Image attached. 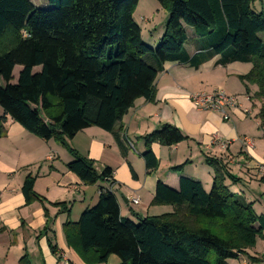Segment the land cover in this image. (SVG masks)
I'll use <instances>...</instances> for the list:
<instances>
[{
    "label": "trees",
    "instance_id": "16d2710c",
    "mask_svg": "<svg viewBox=\"0 0 264 264\" xmlns=\"http://www.w3.org/2000/svg\"><path fill=\"white\" fill-rule=\"evenodd\" d=\"M139 1L47 0L49 7L38 8L30 0H0V139L10 117L36 137L60 142L74 157L68 170L91 186L112 182L113 170L100 172L66 141L97 127L113 134L125 152L119 125L138 99H153L166 63L198 69L217 55L221 66L251 64L241 80L256 85V98L264 100V10L253 9L264 0H156L168 20L155 50L134 18ZM186 27L201 43L194 55L185 48ZM258 117L264 129V107ZM141 139L151 172L159 166L153 144L174 146L187 137L166 125ZM207 164L214 171L210 191L185 176L179 191L160 182L152 205L172 211L137 224L121 216L113 190L102 189L78 222L65 223L68 247L85 264H105L112 255L121 264H229L247 254L264 237V216L229 189L220 163L208 158ZM34 185L28 176L26 204H44Z\"/></svg>",
    "mask_w": 264,
    "mask_h": 264
},
{
    "label": "crops",
    "instance_id": "0c3cea01",
    "mask_svg": "<svg viewBox=\"0 0 264 264\" xmlns=\"http://www.w3.org/2000/svg\"><path fill=\"white\" fill-rule=\"evenodd\" d=\"M186 30L189 41L185 48L194 55L201 43L192 28ZM219 59L216 55L198 69L166 63L157 78L153 99H138L119 125L125 152L113 134L97 127L66 141L74 151L94 160L100 172L111 168L112 182L85 185L68 170L74 157L65 146L36 137L8 117L0 139V264H85L68 247L64 225L78 222L86 209L94 207L102 189H112L121 216L137 224L146 217L172 211L170 206L152 205L160 182L179 191L185 176L200 181L210 191L214 171L207 164L208 158L224 168L229 189L251 203L257 215L264 216V129L258 117L264 100H257L256 85L241 80L251 71V64L221 66ZM213 89L252 96L251 102L241 101L249 113L237 110L225 121L221 114L195 108L189 94ZM166 125L180 130L187 140L174 146L153 144L159 166L148 172L142 158L146 146L141 138ZM215 136L226 147L213 144ZM182 165V172L172 171ZM28 176L35 178L34 191L45 199L44 204H26L22 189ZM133 199L140 204L135 205ZM59 203L65 206L54 205ZM23 258L26 260L21 262ZM105 264H121V260L112 255ZM229 264H264V237Z\"/></svg>",
    "mask_w": 264,
    "mask_h": 264
},
{
    "label": "rangeland",
    "instance_id": "374dc122",
    "mask_svg": "<svg viewBox=\"0 0 264 264\" xmlns=\"http://www.w3.org/2000/svg\"><path fill=\"white\" fill-rule=\"evenodd\" d=\"M30 1L32 2V4H34L35 7H38V8L49 7L47 0H30ZM253 9L256 13H261L264 10V5L262 7V3L260 1H258L255 4ZM134 18H135V21L137 22V24L143 29L144 43L147 46H149L150 48L155 50L158 47L159 40L161 39L162 35L164 34L165 26H166V23L168 20V14L166 13V11L162 8V6L156 0H140L138 7L135 11V14H134ZM20 69H21L20 67H17V70L14 72L15 80L13 81V83L17 82ZM38 70L39 69H35V71H38ZM215 90L224 91L223 89H213L210 91L195 92V94L202 93L204 95L206 93H211ZM193 93H191V94H193ZM245 94L246 93H244L243 95H245ZM228 95L241 97V101L243 99L246 100V96H239V95H232V94H228ZM248 98L250 99L249 101L251 102L252 96H249ZM257 100H259V99L257 98ZM259 101H261V100H259ZM195 108H197V107H195ZM198 110L206 111L203 109H198ZM237 110H239V111L244 110L242 108L241 103H240V107L238 109L231 111V112H235ZM207 112H213V111H207ZM243 112L245 114L249 113L248 110H244ZM214 113H217V112H214ZM218 114H221V113H218ZM133 200H138V199H133ZM139 204H140V201H139Z\"/></svg>",
    "mask_w": 264,
    "mask_h": 264
},
{
    "label": "built area",
    "instance_id": "2783aa9c",
    "mask_svg": "<svg viewBox=\"0 0 264 264\" xmlns=\"http://www.w3.org/2000/svg\"><path fill=\"white\" fill-rule=\"evenodd\" d=\"M189 98L194 106L198 109L221 113L225 121H229L231 119L230 112L238 109L241 103V97L228 95L222 90H215L204 95L202 93H193L189 95ZM246 100H250L248 96L246 97ZM213 144H219L223 148L226 147V144L223 143L217 136L214 137ZM248 145L251 146L252 144L248 143ZM262 169L264 171V166L262 167ZM132 202L135 205L139 204V200H132Z\"/></svg>",
    "mask_w": 264,
    "mask_h": 264
}]
</instances>
